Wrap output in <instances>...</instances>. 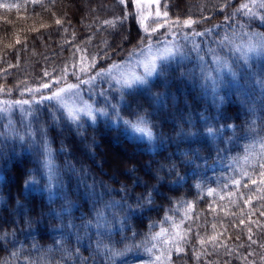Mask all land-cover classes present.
<instances>
[{
  "label": "trees",
  "instance_id": "trees-1",
  "mask_svg": "<svg viewBox=\"0 0 264 264\" xmlns=\"http://www.w3.org/2000/svg\"><path fill=\"white\" fill-rule=\"evenodd\" d=\"M223 2L224 0H163L167 7L162 10L169 11L173 19L176 17L183 19L188 16L199 19L205 5L211 9L212 3ZM236 2L239 3L240 0ZM0 3L21 5L19 11L0 9V88L13 89L11 96L6 91L0 92V98H21L18 89L37 87L45 82L47 80L43 77L45 70L53 77L61 75L65 68L68 72L73 71V53L66 43L68 40H73V33L76 44H80L91 33L93 41L88 48L93 52L97 47L103 46L105 39L114 46H119L120 53L113 57L114 61L121 59L128 49L137 44L136 38L141 37L139 29L132 20H125L123 25H118L116 29L108 28L98 33L89 27L95 24L98 28L99 24L96 21L104 18L112 19L113 15H120L121 6L114 0H45V7L49 11H45L40 5L30 3L25 5V0H0ZM232 10L230 7L227 12L230 13ZM53 12L54 16L51 15ZM203 14L213 15L211 11ZM57 18L64 20L63 27L55 25ZM68 21H71V27L68 26ZM222 21L223 15H215L210 24L201 27H210L214 24L225 27ZM41 24H46L47 27L41 28ZM64 28H68L67 33L64 32ZM257 30L264 31V28ZM223 34L224 32L221 31L220 35ZM18 39L19 44L16 43ZM78 58L79 54L75 61L77 64ZM235 58L233 56V59ZM111 62L102 63L106 67ZM184 63L188 67L193 66L188 61ZM262 67H264V57L252 56L246 70L253 75L241 79L238 73L233 80L230 75L221 72L223 84L217 92L223 97V102L218 106L214 104V94L210 86L202 89L199 86L193 87L190 81L175 79L171 81V87L168 89L160 85L159 81L154 82L152 89L153 93L174 94L179 101L175 107L172 99L167 96L155 97L140 91L132 96H125L124 102L118 103L121 115L125 119L130 118L129 113L137 104L153 114L152 119L157 127L154 129V139L150 142L128 139V136L133 134L128 131L126 135L122 123L116 128L103 117H98L94 126L86 118H82L87 127V139L84 142L67 129L61 133L58 127L48 128L49 136L55 141L54 149L58 150L61 142L66 143L69 149V152H56L58 167L63 169L65 160H68L78 169H86L87 184H91L93 178L98 184L103 182L107 189L119 190L120 186L125 184L133 196L145 193L153 186L159 188V192L153 195L155 203L152 209L144 211L143 214L137 212L128 219V225L137 233L134 240H122L125 235L131 236V232L126 233L120 224H113L105 237H94L102 240L100 257L103 264H149L150 259L155 264L156 256L162 257L159 264H248L251 261L255 264H264V260L261 259L264 257V247L260 246L264 245V217H260L258 213L253 216L248 215L253 208L264 205V200H261L256 193L255 186L249 185L247 189L243 187V183L247 182L244 177L245 172L258 179L255 173L259 169L258 167L254 169L253 165L257 163L258 153L262 151L260 140L264 138V105L260 103L261 87L258 83L259 80L264 79ZM197 72L199 73V69ZM67 79L75 82L74 77L69 76ZM44 94L50 93L44 90ZM24 98H27V94ZM185 99L192 105L194 127H186L184 123L188 115L187 112L182 111ZM49 103L51 102L45 101L40 106L39 115L44 121L48 120ZM201 114L207 119L201 120ZM182 116L184 120L181 119ZM228 123L235 124V129L221 127L222 124ZM209 127L214 129L212 134L207 132ZM248 145L253 147L246 153L244 148ZM12 147L14 149H11ZM217 149L220 152L218 156ZM192 151H198L204 159L194 160L191 164L182 162V154ZM246 156H251L252 159H246ZM188 158L184 157V159ZM35 160V146L20 145L17 142L5 150L4 158L0 159V174L4 176V179L0 180V217L19 222L16 225L10 224L7 228L22 229L23 231L17 232V236L25 242L24 247L28 248L32 243L33 235L29 234L23 223L22 214L27 208L16 205V214L10 216L9 213L12 211L14 199H20L22 204L31 207L33 211L29 215L32 220H42L39 226L35 223L32 225L35 239L42 248L38 253L33 252L31 258L39 260L40 264H54V258L58 261L62 255L60 251L54 249L56 240L63 239L66 249L74 250L77 243L75 236L68 237L67 229L64 230L63 237L58 231L61 219L57 218L55 213L61 211L65 201L56 187L50 191L44 190L45 177H38L41 183L33 185V190L25 191L23 198L18 195L28 170L36 167ZM149 162L152 163V168H144ZM173 162L177 164L178 171L183 176L182 180L174 175L166 176L164 186L161 187L157 185L156 179H150L157 175L156 169L160 164L165 165L166 173L167 165ZM134 165L136 172L129 175L128 170ZM133 177L139 180V185L135 188L132 185ZM235 179H240L241 185L233 186L232 181ZM78 183L79 178L76 176L65 177L67 198L73 202L74 207L63 214V223L66 225L72 220L79 225L83 220H91L94 234L95 212L97 209H102L103 205L96 203L83 185L78 187ZM145 183L148 184V189L143 187ZM195 184H199L200 187L195 188ZM260 187L264 188V185ZM209 189L214 190L213 194L209 195ZM101 191L100 188L97 189L98 193ZM160 193L163 195L161 196ZM250 194L252 203L245 206L241 197ZM122 195L123 193L120 195L106 193L103 200L105 203L109 200L119 201ZM189 204L192 207L189 208ZM40 213L45 215L41 216ZM166 216L170 218L165 219ZM107 218L110 220L111 216ZM240 219H244L246 224L240 225ZM249 219L259 221V226L251 225L253 238L257 239L258 243L252 245L250 249H239L242 257L226 256L223 247L214 249L211 243L203 247L198 243L200 238L207 240L209 236L218 235L219 240L234 250L238 243L247 245ZM160 228L170 230L168 235L171 237L170 240H166V237L152 239ZM81 235L83 236V230ZM237 235L241 237L239 241L235 239ZM181 236L185 237L180 243L185 251L177 255L176 244L171 242L178 241ZM83 243L87 245V239ZM133 243L142 247L126 252L125 247H130ZM153 245H156L153 252L144 250ZM105 247L123 255L109 254L105 257ZM50 248L53 249L52 252L48 251ZM194 249L198 254L202 251L206 254L200 255V259L196 260L192 255ZM250 250L255 251L256 255L247 257V251ZM81 251L85 256L88 255L83 246ZM7 255L8 253L0 249V258H6ZM69 264H72L71 260Z\"/></svg>",
  "mask_w": 264,
  "mask_h": 264
},
{
  "label": "snow or ice",
  "instance_id": "snow-or-ice-1",
  "mask_svg": "<svg viewBox=\"0 0 264 264\" xmlns=\"http://www.w3.org/2000/svg\"><path fill=\"white\" fill-rule=\"evenodd\" d=\"M119 6L120 15H113L112 19L104 18L96 21L99 27L96 28L95 24L89 25L94 31L103 32L108 28L116 29L117 26H122L125 20L135 19L143 30V37H139L138 43L133 50L127 53L129 64L132 63V58L135 57L134 69L125 73H114L113 69H121L125 65L113 60L114 56L120 53V47L114 46L106 39L102 47H97L95 52L88 48L93 41V36L90 33L86 39L80 44L75 43V33H73V40H68L66 43L69 45L73 53V71L68 72L65 68L61 75L50 76L47 70L44 71L43 77L47 78L45 82L40 83L37 87H23L18 89L20 91L19 99H4L0 100V159L4 158L5 150H8L11 145L17 142L20 145L28 144L36 148V167L29 169L25 175L22 186L18 195L23 198L25 191L33 190V185H38L41 180L38 177H45L43 181L44 190L50 191L53 187L59 190L65 203L60 212H56L55 216L61 219V224L58 231L61 236L64 235V230L67 229L69 238L75 236L77 247L73 249H66L64 247L63 239L55 241L54 249L60 251L62 255L59 260L54 258V264H103L100 257V248L102 246L101 239L94 237H105L107 232H110L113 224H120L121 228L127 233L131 232V236L125 235L122 240H134L137 233L132 231L128 225V219L137 212L143 214L144 211L151 210L152 205L155 203L153 195L159 192L157 186L148 189V184L145 183L143 187L148 189L145 193L133 196L127 185L122 184L119 190L107 189L103 182L97 183L95 178L91 184L85 181L88 177V171L83 168H77L70 161L65 160L64 167L61 169L56 163V152L61 153L69 152L66 143L61 142L60 148L54 149V140L48 134L50 126L58 127L60 132L63 133L65 129L71 131L75 136L84 142L87 139V127L82 117H86L91 125H95L98 117H103L111 122L113 127L118 128L120 123L125 126L126 135L130 131L133 135H129L128 139H141L152 141L154 139V129L157 125L153 122L152 116L146 108L137 104L136 108L129 113L130 118L125 119L120 112L118 103L124 102L125 96H132L137 91L147 93L155 97H165L172 99L173 106L179 103L178 98L171 93L157 92L153 93L154 82L159 81L165 89L171 87L173 79L179 81H190L193 87L199 86L202 89H207L209 86L214 94V104H222L223 97L219 96L217 89L223 84V77L221 72L230 75L233 80L237 77L238 73L241 79L245 76H251L253 73L247 71L249 67V60L252 56L264 57V31L257 29L264 28V0H224L223 3H212V8L208 9L205 5L200 14L199 19H194L192 16L181 19L180 17L171 18L169 11L163 0H114ZM40 5L45 11H49L45 7V0H25L26 4ZM155 8L154 16L150 9ZM232 8V12H227L228 8ZM0 9L11 11L16 9L19 11L21 5L19 3H0ZM125 9H127L125 11ZM211 11L213 15H204L203 12ZM55 15V13H51ZM215 15H223L222 24H214L210 27H201L204 24H210ZM152 18V24L145 26V21ZM55 25L63 27L64 20L55 19ZM68 26L71 27V21H68ZM41 28L47 27L46 24H41ZM68 28H64L67 33ZM223 31L224 35L221 36L220 32ZM163 37V39H161ZM20 43L19 39L16 41ZM215 45L216 47H213ZM147 52L148 56L141 59L144 53ZM239 53L238 56L236 54ZM79 54V64L77 65L76 57ZM194 54V55H193ZM233 56L236 58L233 59ZM179 58V59H177ZM87 60V63L85 61ZM112 61L108 68L103 66V63ZM184 61H188L193 66L188 67ZM231 61V62H230ZM11 66V65H10ZM78 68V70H77ZM199 69V73L197 72ZM264 72V67L261 68ZM215 74V75H214ZM74 77L75 82H68V77ZM210 82V85H209ZM261 87L260 103L264 105V79L258 81ZM55 88V90H53ZM44 90H48L50 94H44ZM129 90V91H125ZM7 92L11 96L13 89L0 88V92ZM87 93L88 98L84 99L83 94ZM27 94V98H24ZM45 101L54 102L49 103L48 120H42L41 105ZM95 101V102H94ZM113 101H117L114 103ZM129 107H131L129 105ZM187 112V119L184 120L186 127H194L192 123V105L184 101V109ZM17 113L19 118L17 119ZM223 118V117H222ZM201 120H206V116L200 115ZM221 127L235 129L236 125L232 123L222 124ZM183 131V129H182ZM214 129L209 127L207 132L212 134ZM219 131V129H216ZM230 138V136H229ZM93 145L95 138H92ZM262 151L258 153L257 163L253 168L259 169L255 173L257 178L245 172L244 177L247 180L243 183L244 188H249V185L255 186L256 193L259 194L261 200H264V138L260 140ZM252 145L245 146L244 151L249 152ZM11 149H14L12 147ZM220 154L219 149L216 150V155ZM184 157H189L184 159ZM204 159L199 155L198 151L182 154L181 161L191 164L194 160ZM246 159H252L251 156H246ZM144 168L151 169L152 163L144 165ZM136 172L135 165L128 170L129 175ZM157 175L150 177L156 179L157 185L164 186L166 176H176L178 179H183L176 163H169L167 165V172L165 173V165L160 164L156 169ZM165 173L164 175H159ZM66 176H76L79 178V185H83L89 196L94 199L96 203L103 205L102 209H97L95 212V229L92 232V221L83 220L77 225L74 221L70 220L68 224L63 223V214L68 213L72 207L73 202L67 198V186L65 185ZM3 174H0V180H3ZM240 179L232 181L233 186L241 185ZM133 188L139 185L138 178H132ZM199 188V184L194 185ZM100 188L102 191L97 192ZM214 190L209 189V195L213 194ZM106 193H115L120 195L119 201L109 200L104 202L103 197ZM162 196L163 194L160 193ZM244 199L245 206L252 203V195L241 197ZM51 203V200H50ZM179 203V201H178ZM13 208L9 213L10 216L16 214V205L20 208H27L22 215L24 216L23 223L29 230V234L33 235L32 243L28 248L24 247V241H21L18 236V231H23L16 227L10 230L8 225H16L19 223L14 219H4L0 217V249L8 253L6 258H0V264H40L39 260H33L31 254L33 252H40L42 246L35 239L32 225H40L42 220L33 221L31 213L33 209L26 204H22L20 199H14L12 202ZM188 207H192L191 204ZM211 209V206H209ZM214 211V209H211ZM258 215L264 217V205L260 208H253L248 214L249 216ZM41 216L45 215L40 213ZM111 216L109 220L107 217ZM170 217L166 216L165 219ZM240 225H245L244 219H240ZM252 224L259 226V221L249 219L247 226V239L248 244L238 243L236 249L230 248L226 243L219 240L218 235H212L207 240L200 238L198 243L203 247L208 243L213 245L214 249L224 248L226 256L242 257L239 249L248 248L258 243L257 239L253 238ZM151 225H148L150 227ZM178 227V226H177ZM103 229L104 231H101ZM83 230V236L81 231ZM191 231V229H188ZM165 233L164 228H160L158 232L152 237L153 240L162 237ZM87 239L88 244L84 245V240ZM185 239L181 236L175 243V253L180 255L184 253L185 249L180 246V243ZM236 241L241 237L237 235ZM95 245V247H93ZM10 246V247H9ZM88 255H84L81 247ZM264 247V245H260ZM142 245L132 244L130 247H125L126 252H131L134 249H140ZM156 245L151 248H145L146 252H153ZM52 252L53 249H48ZM109 254L123 255L121 252H113L111 248L105 247L104 256ZM206 252L197 253L193 250V257L196 260L200 259V255H205ZM247 257L256 255L255 251H247ZM171 258V257H169ZM162 259L161 256L155 257V264H159ZM264 260V257H261ZM149 264H153L150 259ZM248 264H255L254 261Z\"/></svg>",
  "mask_w": 264,
  "mask_h": 264
},
{
  "label": "rangeland",
  "instance_id": "rangeland-1",
  "mask_svg": "<svg viewBox=\"0 0 264 264\" xmlns=\"http://www.w3.org/2000/svg\"><path fill=\"white\" fill-rule=\"evenodd\" d=\"M129 2H131V0H129ZM150 11L153 13V16H154L155 8L153 7V9H150ZM162 11H163V10H162ZM221 18H222V17H221ZM131 20L134 22V24L136 25V27L139 29V31H140V33H141V37H143L144 32H143V30L140 29V27H139L137 21H136L135 19H131ZM150 24H152V18H151V17H150L148 20L145 21V26H148V25H150ZM223 35H224V34H223ZM223 35H221V36H223ZM162 39H163V38H162ZM136 40H137V43H138L139 38H136ZM136 45H137V44H136ZM136 45H135V46H136ZM135 46H134L133 48H131V49H128V50L125 52V54L123 55V57H122L121 59H119V60L116 61V62H118V63H121V64L125 65L126 67H123V68H121V69H113V72H114V73H125V72H130V71H132V70L134 69L135 57L132 58V63L129 64V58H128V56H127V53H128L130 50H133V49L135 48ZM213 47H216V46L213 45ZM193 55H194V54H193ZM238 55H239V53L236 54V56H238ZM147 56H148V53L145 52V53H144V56H142L141 59H144V58H146ZM177 59H179V58H177ZM85 63H87V60L85 61ZM78 64H79V58H78ZM78 64H77V65H78ZM110 64H111V63H108V65H107L105 68H108ZM77 70H78V68H77ZM68 82H74V81H68ZM53 90H55V88H53ZM47 91H48V90H47ZM83 96H84V99H87V98H88V94H87V93H84ZM4 99H5V98H0V100H4ZM94 102H95V101H94ZM51 103H54V102H51ZM18 118H19V114L17 113V119H18ZM82 118H86V117H82ZM0 119H2V118H0ZM86 119H87V118H86ZM166 229H167V228H165V233L162 235V237H166V240H170L171 237L168 236L170 230H166ZM172 233H173V231H172Z\"/></svg>",
  "mask_w": 264,
  "mask_h": 264
}]
</instances>
